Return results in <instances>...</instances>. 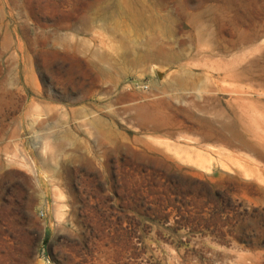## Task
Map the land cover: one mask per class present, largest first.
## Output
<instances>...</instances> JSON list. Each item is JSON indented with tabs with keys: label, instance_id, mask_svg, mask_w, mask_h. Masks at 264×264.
<instances>
[{
	"label": "rangeland",
	"instance_id": "374dc122",
	"mask_svg": "<svg viewBox=\"0 0 264 264\" xmlns=\"http://www.w3.org/2000/svg\"><path fill=\"white\" fill-rule=\"evenodd\" d=\"M0 264H264V0H0Z\"/></svg>",
	"mask_w": 264,
	"mask_h": 264
}]
</instances>
